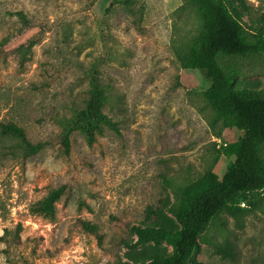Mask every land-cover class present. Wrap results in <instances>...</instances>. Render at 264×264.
Wrapping results in <instances>:
<instances>
[{
    "label": "rangeland",
    "instance_id": "rangeland-1",
    "mask_svg": "<svg viewBox=\"0 0 264 264\" xmlns=\"http://www.w3.org/2000/svg\"><path fill=\"white\" fill-rule=\"evenodd\" d=\"M223 1L248 38L264 35V0ZM202 30L192 0H0V123L40 147L24 158L0 136V264H133V228L148 224L147 210L173 220L167 209L186 185L222 176L233 160L223 148L243 133L216 119L204 73L183 67ZM220 63L235 88L264 97V53ZM93 65L113 126L91 140L74 131L66 150L58 120L84 105ZM61 187L52 218L31 212ZM239 208L208 225L195 264H264V190Z\"/></svg>",
    "mask_w": 264,
    "mask_h": 264
},
{
    "label": "trees",
    "instance_id": "trees-1",
    "mask_svg": "<svg viewBox=\"0 0 264 264\" xmlns=\"http://www.w3.org/2000/svg\"><path fill=\"white\" fill-rule=\"evenodd\" d=\"M203 20V30L194 40L183 67L202 71L209 82L203 97L221 120L224 128H235L243 136L226 144L223 155L232 158L219 178L206 171L198 180L186 185L176 201L168 207L173 220L147 210L146 226L133 228L136 240L127 259L133 264H195L199 253V239L208 225L222 212L237 216L240 201H248L249 194L264 190V97L247 88H235L236 74L227 71L220 63L224 57H243L264 53V35L257 31L248 38L235 9L223 0H192ZM93 65L88 71L87 99L80 108L74 107L69 117L58 120L62 131L60 141L68 150L69 136L76 130L91 140L102 126H113L102 108L107 91ZM25 130L15 123H0V136L14 141L24 158L37 155L38 144H33ZM63 188L53 189L32 205L31 212L52 218L55 205ZM150 220H153L150 222ZM84 232L96 235L97 227L80 222ZM13 240H18V231ZM6 235V234H5ZM5 235L0 241L5 240ZM161 244L171 248L170 253L160 252ZM125 264V263H124Z\"/></svg>",
    "mask_w": 264,
    "mask_h": 264
}]
</instances>
